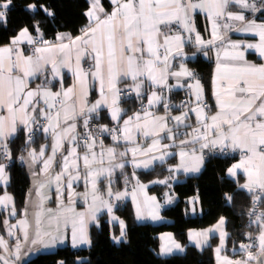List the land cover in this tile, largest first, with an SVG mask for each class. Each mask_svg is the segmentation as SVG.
<instances>
[{
  "label": "snow or ice",
  "instance_id": "1",
  "mask_svg": "<svg viewBox=\"0 0 264 264\" xmlns=\"http://www.w3.org/2000/svg\"><path fill=\"white\" fill-rule=\"evenodd\" d=\"M111 2L114 8L106 12L100 0H91L90 8L85 13L89 22L80 30L79 36L59 33L56 36L57 42L51 43L43 40L39 24L34 23L33 28L40 35L39 41L30 34L28 27H23L10 39L9 44L0 45V159L12 158L9 142L18 132L26 133L25 143L29 145L37 130L46 136L50 135L52 140L50 155L45 156L47 145H42L38 153L35 149L28 151L30 167L38 162L43 164L40 174L32 173L37 177L38 198L33 220L29 222L25 209V218L16 224H10L6 219L0 222L7 235L15 239V243L10 245L0 235V264H16L26 245L29 246V252L35 250L37 245L54 248L65 243L69 234L73 247L91 245L87 221H97V213L102 208L109 214L113 211L110 201L104 200L99 194L101 179H108L109 198L114 195L116 200H122L128 196L127 190L113 193L111 184L115 171H122L128 162L134 168L148 169L154 161H163L170 154L167 149L172 145L161 144V132H166L167 138L172 141L181 134L191 135V140H180V164L169 171L182 169L185 173L200 172L204 164V149L239 153L238 162L233 163L227 173L236 177L242 170L246 177L245 183L238 187L252 194L249 224L257 225L258 234L254 238L251 233L247 235L255 242L239 246L243 253L242 259L221 257L228 235L223 230L226 223L224 217H220L213 228L190 234V238L195 239L197 246H200L207 243L210 233L219 231L220 245L215 249L218 264H264V211H258V205L264 203V20L257 22L258 17L248 19L245 15L247 11L253 15L260 13L264 17V0ZM13 6V0H0V22H7L8 10ZM231 6H238L240 11H230ZM26 8L35 12L38 6L30 3ZM39 9L48 16L54 15L44 5H39ZM198 12H203L211 21L210 38L207 40L197 32L192 19V15ZM233 22H239L240 26L234 28ZM230 30L250 33L258 39L255 42L233 41L227 38ZM192 33H195L194 43L198 48L215 49V69L211 84L216 111L210 116L205 111L209 106L204 102L205 89L197 74L183 63L179 71L171 70L172 60L182 57L185 44L192 42ZM23 43L32 46L30 52L21 47ZM249 50L258 55L260 63L247 59L246 53ZM88 57H91L93 65L85 70L82 61ZM62 69H67L74 78L69 87H64ZM40 77H43V81L33 87L32 82ZM170 77L177 81L185 78L186 87L190 95L194 96L196 104L181 115L170 117L176 122L175 131L168 127L167 115L157 116L151 111L164 100L162 90L173 87L168 83ZM90 80L99 84V98L91 105L88 103ZM53 81L59 83L58 90H53ZM185 84L177 83L175 87H184ZM130 94L136 99L146 96L147 106L123 119L125 110L120 107L121 100ZM163 106L167 112L169 105L164 103ZM102 110H106L115 126L98 124L94 132L92 122L102 118ZM190 112L196 114L198 127L193 128L192 133H180L181 125L190 127L186 124ZM41 121L47 123L42 124ZM81 121L84 131L78 133L77 124ZM102 134L110 136L114 145L106 146L103 140L98 141L97 135ZM137 135L151 137V144L146 148L140 146ZM121 141L125 147L123 151H118L116 145ZM189 143H199V154L195 148L190 153L183 150V146ZM80 148L82 152L78 151ZM129 153L131 161L125 160ZM20 159L26 158L21 156ZM57 164L60 171L52 175L53 166ZM5 169L6 165L0 163V184L6 185L8 176ZM41 174L43 180L38 178ZM81 179L91 187V203L86 211L77 212L74 207V196L77 194L73 183ZM53 183L56 185L59 202V211L56 213L51 208L45 210V200L50 197H45L42 192ZM153 183L166 184L167 180ZM65 188L68 196L66 205L63 199ZM146 188L147 185L137 181L131 193L136 204L137 219L145 218L137 191L144 193L143 205L148 209L147 218L162 219L159 215L161 205L155 196H147L144 192ZM83 199L88 201V192L83 194ZM231 199L226 195V200ZM98 200L101 207L96 206ZM198 200L197 196L195 201ZM171 202L172 197H168L166 203ZM9 206L8 214L15 216L14 200L5 191L0 196V208L8 210ZM45 211L48 214L46 226ZM112 219L118 218L112 216ZM120 226V236L112 237L117 242L125 236L124 221H120ZM197 236H203L204 239L201 241ZM167 238L171 243L161 246L162 253H170L173 249L183 251L172 240L171 234H167ZM24 254L27 255V252ZM57 264L65 262L61 260Z\"/></svg>",
  "mask_w": 264,
  "mask_h": 264
},
{
  "label": "trees",
  "instance_id": "2",
  "mask_svg": "<svg viewBox=\"0 0 264 264\" xmlns=\"http://www.w3.org/2000/svg\"><path fill=\"white\" fill-rule=\"evenodd\" d=\"M106 10L111 9L109 0H101ZM34 3L38 8L30 12L26 5ZM13 7L8 10L7 22L0 23V45L10 42L21 28L28 29L36 36L39 33L33 28L34 23L39 24L40 32L46 41H54L58 33L66 32L76 35L81 28L88 24L85 16L90 6L89 0H13ZM39 5H44L54 13L48 16ZM202 28V23H200ZM192 48H188L187 51ZM190 66L201 78L206 89L207 99L212 96L211 79L213 75L212 61L198 57L190 61ZM183 91H174L173 100H180L184 96ZM144 99L124 98L122 106L125 115L136 111ZM101 119L95 122L111 124L105 112H101ZM107 139L108 136H104ZM26 133H19L10 140L9 148L13 161L9 164L10 180L6 190L13 196L18 214L25 209L27 195L32 188L31 172L27 164L19 161L29 150H40L48 139L37 134L29 145L25 143ZM109 139V138H108ZM208 150V149H206ZM236 159L235 156H209L203 171L199 175H181V181L173 186L177 200L174 204L164 208L162 214L171 219L170 222L159 224L139 223L136 219L132 202L114 208L111 214H101L97 221L90 226L89 248L74 249L71 246H62L55 251L39 252L23 264H57L63 260L65 264H214V246L217 238H213L212 245L200 249L188 242V231L208 227L217 222L220 217L226 219V229L230 232L227 241L226 252L233 254V249L239 248L245 235L251 233L256 236L257 225H248V212L251 210V196L246 190L238 187L239 182L228 177L227 169ZM175 159H169L164 163L155 164L149 169H134L130 165L119 170L112 183L115 191L134 182V176L141 182H148L155 178L170 180L171 166ZM168 189L167 185H157L150 188L152 193L163 198ZM198 195L203 214L190 216L187 214V199ZM226 195L232 197L226 200ZM127 224L125 240L117 243L112 237H118L121 229L118 219ZM0 227L3 229L2 224ZM171 231L177 241L186 250L182 254L162 256L159 253L160 233Z\"/></svg>",
  "mask_w": 264,
  "mask_h": 264
},
{
  "label": "crops",
  "instance_id": "3",
  "mask_svg": "<svg viewBox=\"0 0 264 264\" xmlns=\"http://www.w3.org/2000/svg\"><path fill=\"white\" fill-rule=\"evenodd\" d=\"M89 2L91 3V0H89ZM109 2L111 3V9L110 10H106V8L103 6V4H102V2L100 0L101 5L103 6V8H104V10L106 12H110L114 8V5L112 4L111 0H109ZM194 2H195V0H194ZM89 8H90V6H89ZM88 9L86 10V12L88 11ZM229 10L230 11H234V12L240 11V9L238 8V6H231ZM245 15H246V17L248 19H253V18H257L258 17L259 19H258L257 22H261L262 20H264V17L260 16V13H256L255 15H253L252 13L246 11L245 12ZM192 19L195 21V27H196L197 32H199L201 34V36L205 40L209 39L210 38V32H211V21H209L206 18V15L203 12H198V13H195V14L192 15ZM0 23H2V22H0ZM200 23H202V28L200 27ZM239 26H240L239 22H233V27L234 28L235 27H239ZM173 30L174 31L176 30L175 29V26H174V29ZM29 32H30V34L35 39H36V37H40V36L34 35L30 30H29ZM61 33L69 34V33H66V32H61ZM183 34L185 36H188L189 35L188 33H183ZM79 35H80V31L76 35H72L71 34L72 37H76V36H79ZM191 35L193 37L192 42L185 44V47H184V55L182 57H176L174 60H172V69L171 70L172 71H179L180 70V64L183 63L190 70H193L196 73V71L191 68L190 61H194L198 57H202V58H204L206 60H209V61H212L214 63V66H213V73H214V69H215V49L214 48L213 49H209V48H198L195 45V43H194L195 33H192ZM227 38L230 39V40H233V41H243V42H255V40L258 39V37H255L254 38L252 36V34H250V33L237 32V31H234V30H230V31L227 32ZM56 42H57L56 39L54 41H51V43H56ZM7 44H9V43L3 44V45H7ZM30 46L31 45H28L27 43H23L21 45V47L24 48L26 50V52H30ZM190 47L192 49L189 50V51H187V49L190 48ZM205 52H207L208 54L205 55ZM246 57L251 62H254V63H260L261 62V60L258 57V55H256L252 50H249V52L246 53ZM82 64H83V67L85 68V70H88L93 65V61H92L91 57H88V58H86L85 60L82 61ZM62 74L64 76V79H63L64 87L71 86V84L73 83V79H74L72 77V74L67 69H62ZM48 75H49V78H51V74L48 73ZM197 77L200 78L198 76V74H197ZM42 81H43V77H40L39 79H36V80H34L32 82V86L35 87L37 84H40ZM188 82L190 83L191 81H188ZM168 83H169V85H172L173 87H171V89L164 88L165 91H162V95L164 97V100L161 101L160 104L155 105L151 109V111L155 115H157V116L167 115L169 117V119L167 120L168 127L169 128H172L175 131L176 130L175 129L176 122L174 120H172L170 117L171 116L181 115L182 112L187 111L188 108H190V107H195L196 104H195V98H194V96L190 95L189 90L186 87L185 78H181L179 81H177L176 78L170 77ZM177 83L185 84V86L184 87H175V85H177ZM201 83H202V80H201ZM52 86H53V90H58L59 87H60V85H59V83H57V81H53L52 82ZM121 87H123V85H121ZM98 89H99L98 82H93V81L90 80L89 96H88V103H89V105H91L92 103H94L95 100L99 98V91H98ZM204 89H205V87H204ZM153 90H156V89H153ZM179 90L180 91H183L185 93L184 95H186L188 97V105H187V108L185 110L179 109V107H177L178 102H179V99L178 100H173V96H172L173 92L174 91H179ZM124 98L125 97L123 96L122 97V100H121V104H120V107L123 108V109H124V107L122 106V101H123ZM126 98H135V96L134 95L133 96H129V97L127 96ZM141 99H144V101L141 103V105L139 106V108L136 111H140L142 109V107H146L147 106V98H146V96L142 97ZM206 100H207V95H206V89H205V91H204V102H206ZM189 101H191V103H189ZM164 103H167L169 105V108H168L167 112H166V110H165V108L163 106ZM136 111H134V112H136ZM205 111L207 112V114L209 116L212 115V114H214V112L216 111V108H215V99H214L213 95H212V107H211L210 110H208L206 108ZM101 112H105L106 115H107L106 110H102ZM133 113H131L129 115H132ZM129 115H125V116L123 115V119H126L127 116H129ZM107 117L109 118L108 115H107ZM109 120H110V118H109ZM110 122H111V124H115V122H113L111 120H110ZM121 124H122V121H121ZM186 124L190 125V127H185L184 125H181V127L179 129L180 133H192V129L198 127V124L196 123V114L195 113H192V112L189 113V119L186 121ZM80 127H82V121L81 122H78V124H77V132H78V129ZM38 134L42 135V138L48 139L46 142L43 143V145H47L48 146L47 149H46L45 156L50 155L51 154V143H52L51 136L50 135L46 136L42 131H40ZM167 136H168V134L166 132H161L160 133V142H161V144H170V145H172V147H170V148L167 149V152L170 153V154L167 155V156H165V158H164L163 161H159V160L154 161V163L152 164L151 167H153L155 164L164 163V162H166L169 159H175V162L171 166L172 169H175L176 166H178L180 164V156H179V153L181 151V147L179 145V142H180V140H184V139L191 140V135H187V136H185L183 134L178 135V136H176V138H175L174 141L169 140L167 138ZM104 138L105 137L103 136V137L97 138V140L98 141L99 140H103L106 146H113L114 145V142L111 140L110 136H108L107 139H104ZM137 141H138V144L140 146L146 148L149 144H151L152 138L151 137L145 138L143 136L137 135ZM116 146H117L118 151H123L124 150V147H125V144H124L123 141H121ZM131 146L132 145H127V147H131ZM67 147H68V145L65 144V148H67ZM193 148H195L197 150V154H199V151H200L199 143H195V144L189 143V144L183 146V150L184 151H187L189 153L191 152V150ZM78 151L82 152L83 149L80 148V149H78ZM205 151H206V149H204L203 154H204ZM38 152H39V150L37 151V153ZM27 154L24 156L26 158L25 160H21L19 158V161L22 162V163L27 164V166L29 167V170L31 172V177H32V188L30 190L31 195H29V193H30L29 192L28 195H27V199H26V204L30 203L31 205L29 204V207L28 206L25 207V209H27V219H30L31 221H29V222L31 223L32 220H33V213L35 211V203H36V201L38 199L36 197V192H34V187H36L37 177H34L32 175V173L33 172H36V173L40 174L41 173V169L43 167V164H42V162H38L35 165H32L30 167V163L31 162L27 159ZM64 154L66 155L67 153L65 152ZM155 154L156 155H159V153H155ZM59 159H60V156L58 154L57 155V160H59ZM125 160L131 161V153H129V155L125 158ZM238 160H239V153H238V156H236V159L232 162V164L238 162ZM12 161H13L12 158L10 160L0 159V163H4L6 165L5 172H6L7 176H8V183H9V180H10L9 164ZM205 164H206V158L204 157V164H203L200 172H198V173H192V172L185 173L182 169L181 170H178V171H172V174L170 176V180H167L166 178H155V179H153L151 181H148V182H141V181H139L136 178V176H134V182L132 184H130L129 186L124 187L120 191H115L113 189V187H112V184H111V188H112V191H113L114 194L116 192H123L125 190L128 191L129 195L126 196L122 200H116L114 195H113L112 198H109L107 196L108 179L107 178H102L101 179V182L98 185L99 194L101 196H103V199L104 200H109L110 201V203L113 205V210L118 205L124 204L127 201L132 202L133 207H134V210H135V214H136V204L132 200L131 193L133 191V188H135L137 186V181H139L140 184L147 185V188L144 190V192H146L147 196H149V197L155 196L156 199H157V202L161 205V207L159 209V215H160V217H162V219L152 220L150 218H147L148 209L146 207H144V205H143L144 193H142L140 191H137V198H138L139 202L141 203L142 211L144 212V215H145V218H143V219H137V216H136L137 221L139 223H147V222H149V223H154V224H159V223H163V222H170L171 219H168V218L164 217L163 214H162V212H163V210H164L165 207L174 204L175 201L177 200L176 193L173 190L174 184L181 181V178H180L181 175H184V176L199 175L203 171V169L205 167ZM125 165H130V166L133 167V165L130 162L126 163ZM231 165H230V167H231ZM134 169L138 170V169H144V168H134ZM119 170L120 169H117L115 171V173H114V175L112 177V183H113V181L115 179L116 173ZM59 171H60L59 165L58 164L57 165H54L53 166V169H52V175H55V173L56 172H59ZM227 175H228V173H227ZM228 177H230L233 180L239 182V184L245 183V180H246V177H245L244 173L242 172V170L238 172V174H237L236 177H232L230 175H228ZM38 178L41 179V180H43L44 179V176L41 174V175H39ZM65 180H66V178H65ZM158 180H167V183L166 184L153 183V181H158ZM6 185L5 184H0V196H3L5 194V191H6L7 194L10 195L13 198V196L5 189L6 188ZM157 185H167L168 186V189H167L166 193L163 195V198L158 197L157 194L152 193L150 191V188L151 187H154V186H157ZM73 189H74V192L77 194V195L74 196V200H75L74 207H75L76 211L77 212H84V211H86L88 209V205L91 203V187H90V185H85L83 179H81L80 181H76V182L73 183ZM42 192H43V195L45 197H50V199H46L45 200V204H44L45 210L48 209V208H51V209H53V212L54 213L58 212L59 211V207H58V203L59 202H58V199H57L56 185L53 183L50 187H46L45 189H43ZM85 192H88V194H89V199H88L87 202L83 199V194ZM197 196L198 195H195V196H192L189 199H187V208H186V211H187V214L190 215V216H197V215H202L203 214V208H202V206L200 204V197L198 196L199 197V200L198 201H195V198ZM168 197H172V202L171 203H166V200H167ZM63 199H64V202H65V205H66L67 204V200H68L67 189L66 188H65V191H64ZM27 201H29V202H27ZM190 201H195V202L190 203ZM96 206L97 207H101V204H100V201L99 200L96 202ZM10 207L11 206H9V209L8 210H5L3 208H0V222H2L3 220L6 219V220H8V222L10 224H14L15 222L18 221L17 220L18 218H25V209L22 212V214H20V215L16 211V215L15 216H10L8 214V212L10 210ZM193 209H195V210L193 211ZM262 211H264V203H262ZM106 212H107V210L104 209V208H102V210L97 213V218L101 214L106 213ZM44 220H45V226H46L47 225V222H48V214H47L46 211H45ZM121 220L122 219H118L119 224H120V221ZM122 221H124V220H122ZM94 222L95 221H92V220H88L87 221V233H88L89 238H90V226ZM217 222H215L214 224H212V225H210L208 227H205V228L190 229L188 231V242L191 245H194V246H196V247H198L200 249H204L205 247L212 245L213 238H217V244L214 246V264H218L215 249L220 245V235H219V231L210 233L209 234V237H208V240H207V243H203L200 246H197V243H196V240L195 239H191L190 238V234L191 235H195V234L200 233V232H202L204 230L213 228L217 224ZM0 224H2V223H0ZM124 225H125L124 231H125V234H126L127 233V224H126L125 221H124ZM2 226H3V224H2ZM120 229H121V226H120ZM2 230H3V235L2 236H4V238L6 240H8L11 245L13 244V242L15 243V239L13 237L12 238H9V236L7 235V232H6L5 228H4V226H3V229ZM223 230L228 235L225 238L224 247H223V249H222V251L220 253L221 257H225L226 256V257H228L229 259H232V260L242 259L243 258V254L240 252V248L233 249V252H232L233 254L226 252L227 241H228V238L230 236V232L226 229V223L223 226ZM16 231L18 232V230H16ZM29 231H30V235H31L32 229H30ZM167 234H171L172 240H174L175 243L179 244L181 246V248L183 249V251H180L179 249H173V251L170 252V253H162L161 252V246L162 245L170 244L171 243V241H169L168 238H167ZM159 237H160V245H159V253H160V255H162V256H171V255H175V254H182V253L185 252L186 248L177 241V239L174 237V235H173V233L171 231H164V232L160 233ZM162 237H163V239H162ZM197 239H199V240L202 241L204 239V237L203 236H197ZM123 240H125V236L122 237L118 242L116 240H114V241L117 242V243H119V242H121ZM68 245L71 246L74 249L89 248L91 246V245H88V244H81V245H79L77 247H73L72 244H71V239H70V234H69V239L66 240L65 243L58 244L54 248H42L39 245H37V246H35V250L30 251V252L28 251V248H27L24 251V252H27V255H25L23 253L22 256H21V259L19 261H17L16 264H23V263H25L27 260H29L30 258H32L33 256H35L39 252L55 251L59 247L68 246ZM26 247H27V245H26Z\"/></svg>",
  "mask_w": 264,
  "mask_h": 264
},
{
  "label": "built area",
  "instance_id": "4",
  "mask_svg": "<svg viewBox=\"0 0 264 264\" xmlns=\"http://www.w3.org/2000/svg\"><path fill=\"white\" fill-rule=\"evenodd\" d=\"M36 39L39 41V39H40V37H36ZM31 48H32V46H30V51H31ZM162 91H165V89H163ZM129 96H133V95H129ZM128 96V97H129ZM124 97H127V96H124ZM209 107L207 108L208 110H210L211 109V107H212V96L209 98V99H207L206 100V102H205ZM187 105H188V97L186 96V95H184V96H182L181 97V99L179 100V102H178V105H177V107H179V109H182V110H185L186 108H187ZM41 123L42 124H46L47 123V121H41ZM98 124H107L109 127H113V126H115V124H108V123H97V122H95V121H93L92 122V130L95 132V128H96V126L98 125ZM84 130H83V127H80L79 129H78V133H82ZM40 132V130H37L36 131V133H35V135H34V137H33V139L35 138V136L38 134ZM103 136H108L107 134H102V135H97V138H100V137H103ZM215 155H221V156H238V153H233V152H225V153H221V152H219L218 150H206L205 152H204V157L207 159L209 156H215ZM252 208V207H251ZM258 211H262V203L261 204H259L258 205ZM249 221H250V218H249V220H248V225H250L249 224ZM252 225V224H251ZM0 235H3V230H2V228L0 227ZM255 236H253V238H254ZM255 241H254V239L253 240H250L249 239V237H248V235L246 234L245 235V238L243 239V241H242V243L243 244H247V243H254ZM241 243V244H242ZM243 254V253H242Z\"/></svg>",
  "mask_w": 264,
  "mask_h": 264
},
{
  "label": "rangeland",
  "instance_id": "5",
  "mask_svg": "<svg viewBox=\"0 0 264 264\" xmlns=\"http://www.w3.org/2000/svg\"><path fill=\"white\" fill-rule=\"evenodd\" d=\"M34 192H36V187H34ZM27 202H29V201H27ZM29 204L30 203H28V204H26L25 205V207L26 206H28L29 207ZM31 205V204H30ZM15 208H16V211H17V207H16V204H15ZM18 213V212H17ZM20 219H23V218H18L17 220H20ZM29 221H31L30 219H28ZM17 222H15L14 224H16ZM19 233V232H18ZM20 234V233H19ZM22 235V234H21ZM9 238H12V237H9ZM10 244V243H9ZM13 244H14V242H13ZM11 245V244H10ZM28 248V246L26 247L25 246V248H24V250L22 251V253H21V256H22V254L24 253V251L26 250ZM21 259V258H20Z\"/></svg>",
  "mask_w": 264,
  "mask_h": 264
}]
</instances>
